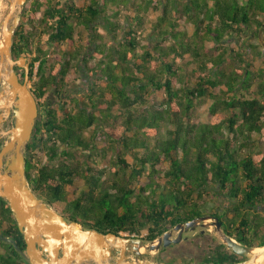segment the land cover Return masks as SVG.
Segmentation results:
<instances>
[{
  "label": "trees",
  "instance_id": "1",
  "mask_svg": "<svg viewBox=\"0 0 264 264\" xmlns=\"http://www.w3.org/2000/svg\"><path fill=\"white\" fill-rule=\"evenodd\" d=\"M59 2L34 0L28 9L29 24L39 30L34 43L23 26L13 36V58L25 52L30 56L28 77L36 100L42 102L49 92L58 100L57 107L51 105L36 120L33 140L25 147V174L34 195L51 207L65 199L67 186L82 180L86 190L67 200L61 214L84 229L128 236L145 232L143 239L150 242L178 224L209 215L237 243L264 247V218L254 212L264 205V156L256 161L257 153H240L252 134L264 139V0ZM119 2L130 4L132 11L122 27L117 23ZM106 7L116 11L105 16ZM100 17L108 41L92 26ZM186 25L192 26L191 35ZM146 28L152 43L141 45ZM79 30L86 31L87 44H78ZM206 43L213 46L207 49ZM89 45L92 54L86 51ZM43 46L54 50L52 63ZM255 62L261 63L256 71ZM80 63L93 82L85 99L74 102V111L63 96ZM188 67L197 75L195 81L189 74L181 76ZM206 101H211L210 123L191 124L193 109ZM164 122L173 130L160 140ZM96 128L106 139L101 145L95 144ZM236 133L243 141L233 146ZM109 148L118 155V169L109 172L111 183L104 186ZM96 159L100 167L93 163ZM146 172L150 183L143 185ZM15 231L20 241L13 234L1 235L14 239L24 252L16 226ZM0 244L6 246L0 264L23 262L12 245ZM201 253L181 264L241 261L222 244Z\"/></svg>",
  "mask_w": 264,
  "mask_h": 264
},
{
  "label": "water",
  "instance_id": "2",
  "mask_svg": "<svg viewBox=\"0 0 264 264\" xmlns=\"http://www.w3.org/2000/svg\"><path fill=\"white\" fill-rule=\"evenodd\" d=\"M27 0H0V199L9 206L19 232L25 241L22 252L10 243L27 264H165L142 259L143 254L177 244L182 235L197 228H212L214 236L234 255L244 261L234 264H264V247H247L226 235L215 216H203L178 224L150 242L141 238L113 233L102 234L84 229L77 222H67L31 191L25 174V147L29 143L38 110L27 88L28 60L12 59V38L20 23L19 14ZM24 70L20 83L15 68ZM12 110L7 129L5 124ZM176 233L175 238H172ZM143 248L142 252L140 249ZM131 254L133 258L129 256Z\"/></svg>",
  "mask_w": 264,
  "mask_h": 264
},
{
  "label": "rangeland",
  "instance_id": "3",
  "mask_svg": "<svg viewBox=\"0 0 264 264\" xmlns=\"http://www.w3.org/2000/svg\"><path fill=\"white\" fill-rule=\"evenodd\" d=\"M62 1L63 0H60L59 3L62 4ZM239 1L241 2L242 0H239ZM33 2H34V0H27V3L25 4L22 12L19 14V16L21 18L20 19L21 22L19 23L18 26H23L26 28V30H25L26 33H29L31 35L32 42L34 43V40L37 38V35L39 33V30L35 29V27H32L29 24L30 20L28 19V15H27V11ZM106 3H107V0H106ZM75 4H78V3L75 2ZM78 5H80V4H78ZM123 5H124V3L122 4L121 2H119V6H118L119 7L118 8L119 16L117 18V23L119 24L120 27H122L124 24H126L127 16L132 17L131 5L128 4L127 7H124ZM105 10H106L105 16L110 15L112 12L116 11V9L110 8V7H106ZM149 16L156 18L155 17L156 13L155 14L149 13ZM92 26L94 28H96V30L101 35H103L102 37H104V39L106 41H108L107 37L105 36L106 33L102 28L104 26V21L101 19V17L98 18L96 20L95 24H93ZM184 29L187 30L189 35H191L193 32V28L191 25H186L184 27ZM79 31L82 34V38L78 40V41H80V42H78V44H80V43L87 44L88 39L86 37V31H84V30H79ZM149 33L150 32L147 30V28L145 30H143V32L140 35L141 45H147L149 43L150 44L152 43V41H150L148 38ZM122 35L123 34L121 31L118 32V34L115 36L114 42L120 43ZM231 41H233V40H230L229 46L231 48L236 49L235 48L236 43L231 42ZM254 43H256V41ZM206 46H207V49H210L213 45L211 43H206ZM43 49L45 51H47L49 63H52L54 57L56 56L54 50L52 48H48V46H43ZM31 50H32V52H34L35 51L34 47H31ZM93 50H94V47L90 46V45L86 49V51H88L89 54H92ZM36 66H37V64H35V70L34 71H36V68H37ZM88 66H91V63H89ZM260 66H261L260 62H255L254 66H253L254 71H256L258 68H260ZM87 69H88V67L84 63H80L78 71L74 75L75 81H73L70 88L65 90V92H64L63 98L64 97L67 98V101L70 103L69 105H70L71 109H73L74 111H75L74 102L81 101L82 99H85L89 84L91 82H93V78L90 77ZM45 73L47 74L48 70H45ZM188 74H189V78L192 81H195L197 79V75L191 74V68L190 67L186 68L183 71V74L181 76H183V75L186 76ZM253 88H255V85H253ZM162 97H163L162 93H160L159 96L157 97L156 102H160ZM46 99H47L48 105H50V106L52 105L53 107H57L58 100L55 98L54 94L49 92L47 94ZM210 105H211V101H206L201 105H197L196 108L193 109L194 118L190 119V123L191 124H197V125L198 124H209L211 121L210 113L208 111V108ZM171 130H173V126L170 123H168V122L162 123L160 130H159L158 139H160V140L166 139L167 138V132L171 131ZM95 131L97 133V139L95 141V144L101 145L102 141H106V139H104V137L102 135L98 134V132H99L98 128H96ZM120 134H121V131L118 133V135H120ZM89 135L90 134L87 133L86 137H89ZM229 137L232 138L233 136L230 135ZM235 141H236V144H240L243 141L242 137L239 133H236L233 137V144H232L233 146H234ZM115 149H116V151L121 153V151H120L121 147L120 146L117 145L115 147ZM72 152L75 153L74 150H72ZM77 153H79L80 155L82 154L78 151H77ZM240 153H242V156L240 154L241 157H244L247 154L252 153L251 155H254V153H257V155H254L253 158L256 161H259L261 159V157L264 156V139H262V136L258 135V134L257 135L252 134L250 136V142H249L248 146L245 149H243V151H241ZM39 155H41V154H39ZM116 156H118V155L114 153V148H113V150L109 148V151H107V156L105 158L107 171H106V174L104 175V181H103L104 182L103 184H105L104 186H107L108 184L111 183L110 181L112 180V178H109V177H111L109 172H113V171L118 169V166H114V163L116 162V159H117ZM40 158L41 159L39 161L42 163L43 162L42 157L40 156ZM125 160L128 163H131V158L129 156H126ZM41 163H40V165H41ZM93 163H95V165H97V167L101 166V163L98 159L94 160ZM49 164L51 165L52 163L50 162ZM167 166H168V164L164 162L162 169H166ZM153 180L155 182H160L161 185L164 183L163 181H160L157 178H153ZM140 183L143 185L150 183V179H149L147 172L141 178ZM133 187L138 188L140 186H139V184H133L132 188ZM85 190H86V186L82 180L73 182L72 185L66 187V192H67L66 201L74 199L75 197H77L80 194V192L85 191ZM208 205H209V207H213V202H211V204H208ZM63 207H64V204L60 203L57 205V210L62 211ZM221 211H223V209ZM254 212L259 214L261 217L264 218V205L257 207ZM206 216H209V215H206ZM231 216H232V214H229V217H231ZM168 230H171V228ZM121 235H125L127 237L141 238L144 241L143 238L145 237V232L142 233L141 236H136V235L128 236L127 234H121ZM184 238H187V239L185 241H183L182 243H179L177 245H173V247H170L166 250L164 249V251H165L164 253L161 254V253H153V252L148 253V252H146L145 254H143L142 259L148 260L150 262H155L158 259V257H163L164 259L168 260L167 255L176 258V254L180 255L179 260H177V258H176L175 259L176 261L183 262V261L189 260V259H196V258L199 259L198 255H201L202 251L206 250L208 247H211V248L214 247L216 245L217 241L220 242L214 236L212 228H209V230H207L206 232L205 231L203 232L202 229L197 228L193 232L191 231V232L185 233ZM144 242H146V241H144ZM5 247H6L5 245L1 246V244H0V252H2ZM129 256L131 258H133V256L131 254H129Z\"/></svg>",
  "mask_w": 264,
  "mask_h": 264
},
{
  "label": "flooded vegetation",
  "instance_id": "4",
  "mask_svg": "<svg viewBox=\"0 0 264 264\" xmlns=\"http://www.w3.org/2000/svg\"><path fill=\"white\" fill-rule=\"evenodd\" d=\"M21 22V21H20ZM12 46H13V38H12ZM11 55H12V59L13 60H17L19 57H20V55L17 53V57L16 58H13L14 56H13V54H12V49H11ZM21 56H24V57H26V59L28 60V66H30V60H29V58H30V56L28 55V54H26V52L24 53V54H22ZM15 72H16V74H17V76H18V79H19V82L20 83H22L23 82V79H24V70L22 69V68H15ZM28 75H29V73H28ZM21 76H22V78H21ZM27 88L31 91V93H32V95L34 94L35 95V87H34V85H33V82H29V79H28V83H27ZM3 84H2V82H0V95L2 94V92H3ZM33 95V96H34ZM35 98V97H34ZM35 101H36V104H37V110H38V114H37V118H36V120L37 119H39V117L40 116H43V114H44V110H48L49 108H50V105H48L47 104V99H44L42 102L41 101H39V100H36V98H35ZM11 112H12V110L10 111V115L8 116V120H7V122H6V124H5V129H7L8 128V126H9V123H10V121H11V119H12V114H11ZM0 113H1V111H0ZM36 122V121H35ZM35 126V125H34ZM33 131H34V128H33ZM33 131H32V133H33ZM33 140V135L31 134V138H30V141L29 142H31ZM29 184V183H28ZM30 187V186H29ZM32 191V190H31ZM39 199V198H38ZM2 200V202L0 201V235H1V233H4V234H6V233H8V234H13L14 235V237L15 238H17L19 241H20V238H19V235L16 233V231H15V226H16V229L18 230V228H17V225H16V223H15V220H14V218H13V215H12V212L10 211V209H9V206H8V204L3 200V199H1ZM64 204V207H63V210L62 211H64V208H65V206H66V197H65V199L63 200V201H56L55 203H54V205H52L51 207L50 206H48L47 204V206L49 207V208H51L52 210H54V211H56V212H58L60 215H62L61 214V212L62 211H58L57 210V205L58 204ZM6 206L8 207V209H9V211L7 210V208H6ZM63 216V215H62ZM64 217V216H63ZM64 219H65V217H64ZM66 220V219H65ZM67 222H71V221H68V220H66ZM15 225H14V224ZM173 228V227H172ZM171 228V229H172ZM222 228V227H221ZM200 229H202V228H200ZM167 231H169V230H167ZM166 231V232H167ZM206 231H207V229H206ZM223 231V230H222ZM18 233L22 236V239H23V241H24V238H23V235L19 232V230H18ZM188 233V232H187ZM185 234V233H184ZM184 234L182 235V240L179 242V243H182L183 241H185L187 238H184ZM10 236V235H9ZM175 236H176V233H173V235H172V238H175ZM3 237H5V236H3ZM5 238H8V239H10V240H12L13 242H14V244H15V241H14V239H12L11 237H5ZM24 243H25V241H24ZM179 243H177V244H179ZM7 244H10V243H7ZM177 244H171L170 246H168L167 248H161L158 252H156V253H164L165 251H164V249L166 250V249H168V248H170V247H173V245H177ZM217 244H222L221 242H218L217 241ZM11 245V244H10ZM16 245V244H15ZM223 245V244H222ZM224 246V245H223ZM25 247H26V245H25ZM25 247H24V251H25ZM14 248V247H13ZM214 248V247H213ZM226 248V247H225ZM227 249V248H226ZM142 248L140 249V251L142 252ZM227 250H229V249H227ZM161 251H164V252H161ZM206 251H208V248L206 249ZM230 251V250H229ZM164 256V255H163ZM168 256V260H166V259H164L163 257H159V259L160 260H156L155 262H152V263H165V264H181L182 262L181 261H176L175 259L177 258V260H179V257H180V255L179 254H176V258H174V257H171V256H169V255H167ZM239 258H241V257H239ZM3 259V258H2ZM162 259V260H161ZM245 259L244 258H241V261H244ZM241 261H239V262H241ZM19 264H27L24 260H23V262H21V263H19Z\"/></svg>",
  "mask_w": 264,
  "mask_h": 264
},
{
  "label": "bare ground",
  "instance_id": "5",
  "mask_svg": "<svg viewBox=\"0 0 264 264\" xmlns=\"http://www.w3.org/2000/svg\"><path fill=\"white\" fill-rule=\"evenodd\" d=\"M143 249V248H142Z\"/></svg>",
  "mask_w": 264,
  "mask_h": 264
}]
</instances>
